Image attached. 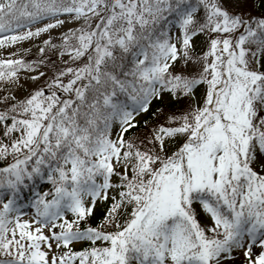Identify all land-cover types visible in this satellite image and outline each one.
I'll use <instances>...</instances> for the list:
<instances>
[{"label":"snow or ice","instance_id":"1","mask_svg":"<svg viewBox=\"0 0 264 264\" xmlns=\"http://www.w3.org/2000/svg\"><path fill=\"white\" fill-rule=\"evenodd\" d=\"M0 264H264V0H0Z\"/></svg>","mask_w":264,"mask_h":264},{"label":"rangeland","instance_id":"2","mask_svg":"<svg viewBox=\"0 0 264 264\" xmlns=\"http://www.w3.org/2000/svg\"><path fill=\"white\" fill-rule=\"evenodd\" d=\"M27 46H28V44L26 43V44H25V47H27ZM32 51H33V52H35V48H33V50H32Z\"/></svg>","mask_w":264,"mask_h":264}]
</instances>
